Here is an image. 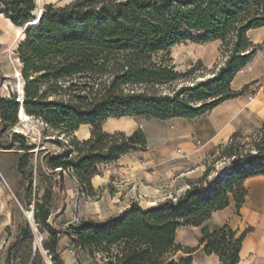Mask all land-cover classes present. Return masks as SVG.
Returning <instances> with one entry per match:
<instances>
[{"label": "trees", "instance_id": "1", "mask_svg": "<svg viewBox=\"0 0 264 264\" xmlns=\"http://www.w3.org/2000/svg\"><path fill=\"white\" fill-rule=\"evenodd\" d=\"M34 1L0 0V6L5 17L24 26L33 18ZM262 26L264 0H72L60 7L45 4L38 22L26 29L25 40L16 48L23 93L0 97V134L11 129L10 144L19 137L25 140L10 128L23 106L29 116L46 124L58 137L68 138L64 153L44 157L50 171H60L58 185H63L61 171L72 169L82 185L92 189L96 165L147 149L141 129L131 134L105 132L103 125L109 118H194L242 95V90H232L231 82L259 50L248 32ZM217 40L226 54L218 72L203 82L177 87L188 72L176 71L171 48L188 41L203 44ZM82 125L90 126V136L79 140L75 132ZM237 135L233 132L223 153L231 160L230 171L223 172L208 189L191 186L176 201L167 199L145 208L132 203L106 220H82L61 228L48 224L49 210L44 215L39 209L34 211V220L37 224L41 221L50 236L45 248L54 263L65 264L61 253L68 248L78 264H192V257L185 254L196 249L177 243V228L203 225L212 212L227 207L231 200L239 210L245 197L244 180L264 173V142L258 141L242 155L233 141ZM57 136L51 139L62 145ZM34 148L22 144L18 168L24 175ZM61 234L69 237L68 246L62 249ZM245 235L229 224L204 228L199 244L207 255H217L220 264H238Z\"/></svg>", "mask_w": 264, "mask_h": 264}, {"label": "rangeland", "instance_id": "2", "mask_svg": "<svg viewBox=\"0 0 264 264\" xmlns=\"http://www.w3.org/2000/svg\"><path fill=\"white\" fill-rule=\"evenodd\" d=\"M71 1L34 2L36 9L44 10L45 4L53 3L55 7H60ZM24 29L25 25L11 28L3 17L0 19V33L6 35V39L11 36L10 45L0 46V67L3 69L0 87L4 97L7 90L3 89V85L7 82L14 91L12 95L20 94L15 92L20 83V77L16 75V68L20 69L16 60V45L22 40L17 33L22 34ZM249 37L258 40L255 44H259V50L231 82L232 90H242V95L227 99L221 107L194 118L159 120L121 117L107 120L103 126L105 132H108L107 128L131 134L141 129L147 137V149L136 150L138 152L131 155V161L126 164L96 165L97 175L91 179L92 189L82 185L72 169L61 171L63 185H58L60 171H50L42 161L48 154L64 153L68 138L63 135L58 137L55 131L32 116L22 122L28 124L27 133H21L25 140L19 137L16 144L20 149L23 143L35 145V148L30 151L25 167L27 176L3 178L0 175V264H55L45 248L50 236L43 223L39 221L37 224L34 220L37 209L41 215L46 210L56 212L54 225L61 228L71 222L79 224L82 220H106L132 203L145 208L167 199L174 201L191 186L213 187L216 179L222 178L223 172L230 171L231 160L223 153L230 144L233 132L238 133L233 141L242 155L251 151L258 141L264 142V28L250 31ZM170 56L176 71L188 72L177 82V87L211 79L226 59L220 40L203 44L183 42L171 48ZM19 123L17 115V122L10 124V128L16 129ZM87 129L90 130L87 126L75 136L79 140L86 139ZM56 136L61 139L62 145L51 139ZM234 185L237 192L239 187L236 183ZM27 210H33L32 224ZM62 238L66 236L60 235V244ZM178 254L182 256L183 252ZM61 256L65 264H72L73 254L66 252Z\"/></svg>", "mask_w": 264, "mask_h": 264}, {"label": "crops", "instance_id": "3", "mask_svg": "<svg viewBox=\"0 0 264 264\" xmlns=\"http://www.w3.org/2000/svg\"><path fill=\"white\" fill-rule=\"evenodd\" d=\"M263 28L264 26L253 30H260ZM249 32H248V37H249ZM10 37L8 38L7 36L6 39V35H2L0 33V43H1L0 46L5 44L10 45L11 43ZM249 39L254 43L258 41L256 39H251L250 37ZM0 71H3L1 67H0ZM0 97H4L3 94H1V87H0ZM226 101L227 100L221 102L220 104L209 110L221 107V105L223 103H226ZM228 107L229 106H227V108ZM126 117L134 118L129 116ZM175 118L185 119V117H175ZM175 118H171V119H175ZM106 122L103 125L104 127L106 125ZM88 127L90 128L89 125ZM105 129L108 132L122 131V130H112L107 128ZM0 130H1V123H0ZM11 135L12 134L10 132V129L0 134V142L2 143V145H0V175L3 178H24V174L18 168L19 156L20 153L22 152V149H20L16 143L10 144ZM88 137L85 136V138ZM136 152L138 151H132L126 155H123L121 158H119L116 161L108 162L104 164H111V165L114 163L126 164L127 162L131 161L130 156L131 155L133 156L134 153ZM42 162L45 163L44 160ZM243 188L245 190V197L239 210L237 209L236 202L231 200L230 204L227 207L212 212L210 219L203 225L180 226L177 228L176 230L177 243H180L185 247L196 249L191 254H185V256L192 257L193 260L192 264H220V260L217 255L215 254L207 255L204 252V245H200L199 240L201 238V233L204 228H209L213 230L225 224H229L232 227V229L238 231L239 234L246 232V235L242 242V247L240 251V261L238 264H264V173L254 174L247 177L243 182ZM63 236H66V238H62V243L61 244L59 243L60 248L61 247L63 248L64 246L67 247L69 243V237L65 234H63ZM69 250L70 249L68 248L64 249L62 255H65L66 252L72 255L73 254L72 251ZM71 259L69 257V260H71L72 264L74 263L78 264L75 257L71 256Z\"/></svg>", "mask_w": 264, "mask_h": 264}, {"label": "bare ground", "instance_id": "4", "mask_svg": "<svg viewBox=\"0 0 264 264\" xmlns=\"http://www.w3.org/2000/svg\"><path fill=\"white\" fill-rule=\"evenodd\" d=\"M38 2H41V0H37ZM2 10V8H0V11ZM34 13H33V15H34V17L29 21V22H27L26 23V25H25V29L23 30V33L22 34H18L17 33V37H19V36H22V40L21 41H19L18 43H17V45H16V47L19 45V44H21L24 40H25V38H26V29L28 28V27H32L33 25H36V23L38 22V20H39V18H40V16H41V13H42V9L40 8V9H35L34 11H33ZM1 17H3L4 18V20L6 21V23H8L10 26H11V28L13 27V28H17V26L9 19V18H7V17H5L2 13H0V19H1ZM17 30V29H16ZM17 60V62H18V65L20 66V69L19 68H16V75H18L20 78V83H19V85H18V87H17V89L15 90V92H19V93H21V91H22V87H23V79H22V77H21V67H22V64H21V62H20V60H19V58H17L16 59ZM10 78V77H9ZM9 83L10 82H7V84H4L3 85V89H6L7 90V94H6V98H10L11 96H12V93L14 92V91H12L9 87H8V85H9ZM13 89V88H12ZM22 93H23V91H22ZM19 97H21V95L19 96ZM21 99V98H20ZM29 115L26 113V111H25V109H24V107L23 106H21L20 108H19V110H18V120L20 121V123L19 124H17L16 125V132H19V133H22V134H26L27 133V129H26V126H28V124H23L22 122H25V121H27L28 119H29ZM113 119H118V118H109L108 120H113ZM88 125H82L78 130H76V132H80V131H82L84 128H86ZM87 131V133H88V136H89V130L87 129L86 130ZM152 204H154V202L152 203ZM31 217V216H30Z\"/></svg>", "mask_w": 264, "mask_h": 264}, {"label": "water", "instance_id": "5", "mask_svg": "<svg viewBox=\"0 0 264 264\" xmlns=\"http://www.w3.org/2000/svg\"><path fill=\"white\" fill-rule=\"evenodd\" d=\"M0 8H2V7H0ZM4 12H5V9L2 8V10L0 11V13L4 14ZM32 15H33V14H32ZM2 80H3V75H2V72L0 71V86H1V81H2ZM22 91H23V87H22ZM22 91H21L20 94H22ZM0 121H1V118H0ZM56 217H57V213H56V212L50 214V216H49V218H48V224H49L50 226H53V225H54V219H55ZM29 220H30V223L32 224L33 214H32L31 217H29Z\"/></svg>", "mask_w": 264, "mask_h": 264}, {"label": "built area", "instance_id": "6", "mask_svg": "<svg viewBox=\"0 0 264 264\" xmlns=\"http://www.w3.org/2000/svg\"><path fill=\"white\" fill-rule=\"evenodd\" d=\"M12 130H13V129H12ZM13 131L16 132V129H14ZM18 133H19V132H18ZM174 201H176V200H174ZM26 213H27L28 217H29L30 215L32 216V214H33V210H30V211L27 210ZM71 223H73V222H71ZM73 224H76V223H73Z\"/></svg>", "mask_w": 264, "mask_h": 264}]
</instances>
